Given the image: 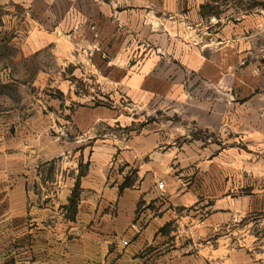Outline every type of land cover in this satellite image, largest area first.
Segmentation results:
<instances>
[{
  "label": "rangeland",
  "instance_id": "obj_1",
  "mask_svg": "<svg viewBox=\"0 0 264 264\" xmlns=\"http://www.w3.org/2000/svg\"><path fill=\"white\" fill-rule=\"evenodd\" d=\"M15 1L45 6L55 21L62 15L67 19L66 34L80 28L81 38L93 39L96 49L157 53L161 63L179 67L183 58L190 67H185V85L172 103L161 97L136 105L117 90H95L90 105L95 115L119 119L98 122L96 140L127 141L139 133L159 131L165 142L185 145L191 152L185 180L192 195L190 203L172 209L148 236L121 234L106 251L81 259V264H264V102L254 111L237 93L224 91L225 118L217 133L187 118L214 111L211 101L217 99L206 91L200 70L210 74L216 69L213 64L196 66L193 55L214 63L222 32L225 42L240 37L236 68L264 62V0ZM16 11L17 17L24 16L25 10ZM9 42L0 41V69L10 67L8 78H0V127L20 122L24 113H32L35 121L34 114L41 110L45 114L39 116V126L56 125L60 118L70 133L68 142L82 137L70 125V115L80 105L69 99V93L81 95L86 90L79 87L71 68L62 73L65 85L56 84L59 61L52 47L41 56L24 58L18 54L20 43ZM40 66L48 70L43 86L36 71ZM254 96H264V90L257 89ZM181 100L189 103L185 106ZM207 100L211 104L201 110ZM177 102L179 111L172 108ZM8 111L15 116L6 115Z\"/></svg>",
  "mask_w": 264,
  "mask_h": 264
},
{
  "label": "crops",
  "instance_id": "obj_2",
  "mask_svg": "<svg viewBox=\"0 0 264 264\" xmlns=\"http://www.w3.org/2000/svg\"><path fill=\"white\" fill-rule=\"evenodd\" d=\"M18 8L25 10L23 17H17ZM50 18L45 6L36 8L32 1L21 5L0 0V41L19 42L18 54L24 58L41 56L52 47L59 61L56 84L65 85L62 73L71 68L79 87L86 90L81 95L69 93V99L80 105L70 115V125L82 137L68 142L70 133L60 118L56 125L39 126V116L45 114L41 110L34 114L35 121L32 113H24L20 122L0 127V264H81V259L106 251L121 234L148 236L172 209L190 203L192 195L185 180L188 147L165 142L159 131L139 133L127 141L96 140L98 122L119 119L95 115L96 109L90 107L97 87L117 90L136 105L161 97L172 103L185 85V67L190 68L185 60L181 58L176 67L161 63L162 55L157 53L99 50L93 39L81 38L80 28L66 34L67 19L62 15L56 21ZM223 33L214 63L193 55L196 66L213 64L216 69L210 74L199 69L207 80L206 91L217 99L211 101L215 112L187 115L199 128L216 133L225 118L224 91L237 93L254 111L260 109L257 103L264 102V96H254L257 89L264 90V62L236 68L240 37L225 42ZM73 44L78 48L75 52ZM36 71L42 85L48 70L40 66ZM9 72L10 67L0 69V78L7 79ZM224 76L230 81L226 83ZM209 101L201 110L208 108ZM172 108L179 111L181 105L177 102ZM6 115L15 116L10 111ZM157 181L163 183V199L158 198ZM123 183L127 186L119 191ZM75 189L77 202L71 208Z\"/></svg>",
  "mask_w": 264,
  "mask_h": 264
},
{
  "label": "trees",
  "instance_id": "obj_3",
  "mask_svg": "<svg viewBox=\"0 0 264 264\" xmlns=\"http://www.w3.org/2000/svg\"><path fill=\"white\" fill-rule=\"evenodd\" d=\"M126 186H127V184L123 183V185L119 188V191H122L123 188L126 187ZM77 197H78V194H77L76 189H75V191H73V193L71 194V198H70V201H69V204H70L71 208H74L76 206Z\"/></svg>",
  "mask_w": 264,
  "mask_h": 264
},
{
  "label": "built area",
  "instance_id": "obj_4",
  "mask_svg": "<svg viewBox=\"0 0 264 264\" xmlns=\"http://www.w3.org/2000/svg\"><path fill=\"white\" fill-rule=\"evenodd\" d=\"M155 188L158 191V198L163 199L165 197L164 191H163V183L160 181H157L155 184ZM126 245V243H124Z\"/></svg>",
  "mask_w": 264,
  "mask_h": 264
}]
</instances>
